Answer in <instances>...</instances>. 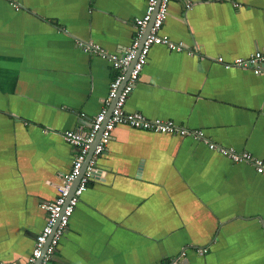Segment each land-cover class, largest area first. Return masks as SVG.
Masks as SVG:
<instances>
[{"label":"crops","instance_id":"1","mask_svg":"<svg viewBox=\"0 0 264 264\" xmlns=\"http://www.w3.org/2000/svg\"><path fill=\"white\" fill-rule=\"evenodd\" d=\"M148 0H0V261L23 264L76 148L116 77L108 53L132 44ZM127 112L189 135L117 126L50 264H264V177L209 143L264 160V0H172ZM208 249L201 253V249Z\"/></svg>","mask_w":264,"mask_h":264},{"label":"built area","instance_id":"2","mask_svg":"<svg viewBox=\"0 0 264 264\" xmlns=\"http://www.w3.org/2000/svg\"><path fill=\"white\" fill-rule=\"evenodd\" d=\"M171 1L148 0L145 14L135 21L136 31L132 44L123 53H108L93 42L77 41V46L82 51L98 55L108 61L116 71V77L110 84L109 95L104 101V107L92 120L90 129L88 131L69 130L63 134L65 141L76 148L77 151L71 170L64 176V182L62 187L59 188L58 196L53 201L44 202L41 206L46 211L47 222L35 239V245L30 257L23 264L51 263L69 228L71 218L82 195L97 175L98 159L106 150L112 138V133L117 126H127L157 134H178L183 136L192 134L194 138H204L202 132L195 131L190 133L188 130L178 127L171 120H151L142 113H130L125 109V105L135 90L141 73L148 62L153 46L162 45L174 51L186 49L184 44L175 43L168 36L161 34L169 16ZM149 26V33L145 37ZM218 62L223 64L226 69L252 70L258 75L263 72L264 53L256 52L248 59L237 58L232 62H226L223 57H219ZM111 106L112 110L110 111ZM99 135L100 138L96 142ZM94 144L95 147H93ZM209 146L234 163L251 164L256 172L264 177V160L255 157L249 152H237L211 143H209ZM92 150L93 153L88 159ZM86 162L87 165L83 171ZM78 178V185L72 193ZM207 251L208 249L206 248L200 250L201 253H207ZM186 256L187 253L183 250L171 262L161 264H183ZM0 264L7 263L0 261Z\"/></svg>","mask_w":264,"mask_h":264},{"label":"water","instance_id":"3","mask_svg":"<svg viewBox=\"0 0 264 264\" xmlns=\"http://www.w3.org/2000/svg\"><path fill=\"white\" fill-rule=\"evenodd\" d=\"M149 30H150V26H149L148 29H147V32H146V34H145V37H146L147 34L149 33ZM145 37H144V38H145ZM143 40H144V39H143ZM131 68H132V67H131ZM111 110H112V106H111L110 111H111ZM99 138H100V135L97 137L96 142L99 140ZM96 142H95V144H96ZM95 144H94L93 147H95ZM93 150H94V148H93ZM93 150H92L91 153L89 154L88 159L91 157V155H92V153H93ZM88 159H87V160H88ZM86 165H87V162H86V164H85V167H84L83 171L85 170ZM79 178H80V177H79ZM79 178H78L77 181L75 182V185H74V187H73V191H72V193L74 192V190L76 189V187H77V185H78Z\"/></svg>","mask_w":264,"mask_h":264},{"label":"trees","instance_id":"4","mask_svg":"<svg viewBox=\"0 0 264 264\" xmlns=\"http://www.w3.org/2000/svg\"><path fill=\"white\" fill-rule=\"evenodd\" d=\"M169 262H171V261H168L167 263H169Z\"/></svg>","mask_w":264,"mask_h":264}]
</instances>
